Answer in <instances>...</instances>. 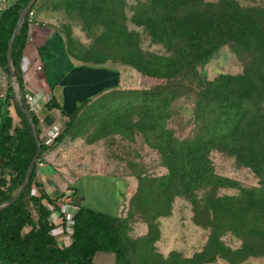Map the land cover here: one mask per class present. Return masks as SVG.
Instances as JSON below:
<instances>
[{
    "label": "trees",
    "instance_id": "trees-1",
    "mask_svg": "<svg viewBox=\"0 0 264 264\" xmlns=\"http://www.w3.org/2000/svg\"><path fill=\"white\" fill-rule=\"evenodd\" d=\"M27 2L16 0L0 10V68L8 77L5 68L8 41ZM185 3L187 6L183 7ZM197 3L201 0H153L151 12L146 17L145 26L152 39L164 42L172 55L187 52L188 64L139 50L132 54L138 71L165 81L144 93L151 98L150 102L161 105L149 110L150 135L146 138L151 139L152 146L162 153L168 169L165 175L157 178L155 189L148 192L147 204L152 202L159 206L153 215L155 218L170 213V204L175 197H189L195 221L210 229L204 252L209 254L208 261L219 257L229 264H243L247 258L264 256V154L260 145L264 135L261 106L264 101V7L241 6L238 0H218L216 4L202 8ZM28 28L26 16L11 49L12 67L20 91H24L21 59ZM172 34H178L180 38L177 48ZM221 45L230 46L239 57L243 52L252 55L250 69L253 68L254 73L224 75L212 81H202L195 73L192 78L185 77L195 66L206 64ZM104 89L101 88L98 94ZM185 93L193 96V135L180 140L168 129L158 132V123H164L171 115V102ZM8 95L10 99L6 106L12 105V109L10 112L5 108L0 119V203L12 199L37 151L21 109L22 100L15 98L10 87ZM90 99L85 97L70 111L60 109L67 119L55 140L58 141L71 127L80 108ZM50 103H53L52 99L46 104ZM31 116L37 129L38 119ZM47 149L48 145L41 141L39 156ZM213 149L249 164L260 177V186L241 189L233 196L216 195L217 188L221 187L220 179L207 158ZM36 165L37 162L24 191L9 207L0 211V263L94 264L96 254L111 253L115 264H131L125 256L121 219L81 203L72 217L73 241L66 247L57 246L50 234V211L42 201L45 199L51 204L64 194L55 201L42 189L38 196L31 195V185H36ZM36 186L40 187L39 184ZM68 190V196L72 198L76 189L69 187ZM134 203L138 204V200ZM30 204L34 207L35 217L29 211ZM156 222L158 224V220ZM151 227L149 224V230ZM227 231L242 241L239 248L232 249L219 240ZM199 255L183 261L201 264L203 261L197 262Z\"/></svg>",
    "mask_w": 264,
    "mask_h": 264
},
{
    "label": "rangeland",
    "instance_id": "rangeland-1",
    "mask_svg": "<svg viewBox=\"0 0 264 264\" xmlns=\"http://www.w3.org/2000/svg\"><path fill=\"white\" fill-rule=\"evenodd\" d=\"M152 1L38 0L35 4L34 19H42L40 23L47 27L49 33L59 34L66 53L75 64L111 68L120 76L117 87L104 89L91 97L62 137L48 144L36 165L38 175L35 183L40 187L32 184L30 193L38 196L42 189L54 201L62 194L66 195L51 203L54 209L59 204L73 202L68 196V188L79 183L84 176L122 177L127 185L119 191L115 212L121 219L125 256L131 264H185L184 259L197 254H201L197 260L198 263L203 261L201 264H229L219 257L208 261L209 254L204 252L210 229L195 221L189 197H175L167 216L153 218L159 206L152 202L147 204L148 192L155 189L157 178L165 175L168 169L163 163L162 153L152 146L151 139L146 138L150 135L149 110L161 105L150 102L151 98L144 93L165 81L138 71L132 54L139 50L141 53L172 57L184 65L190 61L187 52L181 54L184 58L172 55V50L164 42L152 39L145 26ZM217 1L201 0L197 4L202 8ZM238 4L264 7V0H238ZM185 6L186 3L183 4ZM172 36L177 48L180 38L178 34ZM252 59L248 53L243 52L239 57L230 46L221 45L206 64L195 66L185 77L192 78L195 73L202 81H212L224 75L254 73L253 68L250 69ZM9 87L19 99L17 82L11 81L0 68V100L5 103L10 99ZM181 95L171 102V115L164 123H158L160 128L157 130L168 129L180 140L191 137L194 131L193 96L190 93ZM7 104L3 108L4 102H0V119L2 111L8 108ZM261 106L264 115V101ZM260 143L264 154V135ZM207 158L220 179L221 187L217 188L216 195L233 196L241 189L260 186V177L251 166L234 155L213 149ZM40 167L42 174L39 173ZM134 200H138V204L135 205ZM74 201L79 202L78 198ZM42 203L47 205L45 199ZM28 207L35 217L33 205ZM96 210L106 213L102 209ZM149 224L152 226L150 230ZM219 240L232 249L239 248L242 243L230 231ZM243 263L264 264V256L250 257Z\"/></svg>",
    "mask_w": 264,
    "mask_h": 264
},
{
    "label": "crops",
    "instance_id": "crops-1",
    "mask_svg": "<svg viewBox=\"0 0 264 264\" xmlns=\"http://www.w3.org/2000/svg\"><path fill=\"white\" fill-rule=\"evenodd\" d=\"M15 1L1 0L0 10L12 5ZM41 21L43 20L36 17L28 29L21 59L22 73L28 71L31 77L26 91L35 94L38 101L36 112L33 114L38 119L37 130L40 127V120L47 127L60 119H64L65 116L60 109L70 111L74 105L88 95H90L89 97L97 95L101 88L112 89L117 87V80L120 76L114 73L118 72L117 70L111 68L75 64L66 53L59 34L49 33L47 27L40 23ZM36 56L40 58L43 65V71L39 73H35L25 60L27 57V60L32 61ZM47 93L51 95L52 104H46L44 101V95ZM0 102H4V108L8 101L5 103V101L0 100ZM8 109L11 112L12 105L8 106ZM41 170L43 169L40 167V174H42ZM36 175H38V171H36ZM125 185H127V181L122 177L103 179L94 175L84 176L79 180V183L70 186L76 188V194L72 197V201L75 202L74 200L78 198L79 202H75L77 204L81 203L94 210L102 209L107 214L118 216L115 212L119 199L118 194L122 188H126ZM92 205L97 208H93ZM104 254L109 257L104 256ZM93 263L115 264L114 256L111 253H98L94 256Z\"/></svg>",
    "mask_w": 264,
    "mask_h": 264
},
{
    "label": "built area",
    "instance_id": "built-area-1",
    "mask_svg": "<svg viewBox=\"0 0 264 264\" xmlns=\"http://www.w3.org/2000/svg\"><path fill=\"white\" fill-rule=\"evenodd\" d=\"M1 2V0H0ZM27 21L28 27L33 23L34 20V10L29 9L27 13ZM28 28V29H29ZM25 60L27 64L33 68L35 73H39L43 71V65L38 56L34 58V60ZM30 75L28 71L22 73V83L24 86V91H20L19 99L22 100L23 103L27 106V109L30 114H34L36 112V105L38 104L37 99L35 98V94H32L27 90L28 82L30 81ZM51 95L47 93L44 95L45 103L50 102ZM40 127L38 130V135L41 141L44 144L48 145L51 142H54L55 138L59 135L60 131L63 128L64 119H60L50 126L45 127L43 121L40 120ZM39 162V159L36 161ZM51 204H47V208L50 211L49 222L51 224L50 234L55 238L58 247H66L73 241V214L77 209L78 204L71 202L66 204H59L54 209L50 206Z\"/></svg>",
    "mask_w": 264,
    "mask_h": 264
},
{
    "label": "water",
    "instance_id": "water-1",
    "mask_svg": "<svg viewBox=\"0 0 264 264\" xmlns=\"http://www.w3.org/2000/svg\"><path fill=\"white\" fill-rule=\"evenodd\" d=\"M35 1L36 0H28L26 5L23 7V9L21 10V12L18 15V18H17V21H16V25H15V27H14L12 33H11V36L9 38V41H8V46H7V51H6L7 63H6L5 68L8 70L9 78H10L11 81H15V78H16V75H15L13 67H12V62H11L12 45H13L14 39H15L17 33H18L20 25L22 24V22H23L24 18L26 17L29 9L32 7V5L35 3ZM21 109L25 113L27 122H28V124L30 126L33 138H34L35 143H36L37 151H36L35 155L33 156V158L31 159V161H30V163H29V165H28V167L26 169V173H25V176H24V179H23V182H22L21 186L16 191V193L13 195L11 200H9V201H7L5 203H0V211L2 209L6 208V207H9L19 197V195L24 191V189H25V187H26V185H27V183L29 181L31 170H32L34 164L36 163V161L38 160L39 153L41 151V141H40L36 126H35V124L33 122V118L31 116V114L29 113V111L27 109V106L23 102H22V105H21Z\"/></svg>",
    "mask_w": 264,
    "mask_h": 264
}]
</instances>
